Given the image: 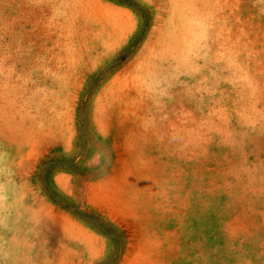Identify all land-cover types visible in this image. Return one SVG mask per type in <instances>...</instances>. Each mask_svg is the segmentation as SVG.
<instances>
[{
	"label": "rangeland",
	"instance_id": "1",
	"mask_svg": "<svg viewBox=\"0 0 264 264\" xmlns=\"http://www.w3.org/2000/svg\"><path fill=\"white\" fill-rule=\"evenodd\" d=\"M0 264H264V0H0Z\"/></svg>",
	"mask_w": 264,
	"mask_h": 264
}]
</instances>
